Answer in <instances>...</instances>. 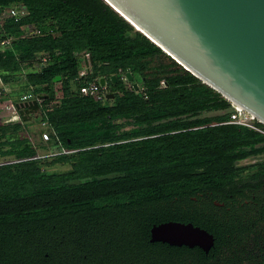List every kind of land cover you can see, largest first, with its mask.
Here are the masks:
<instances>
[{
	"label": "trees",
	"instance_id": "trees-1",
	"mask_svg": "<svg viewBox=\"0 0 264 264\" xmlns=\"http://www.w3.org/2000/svg\"><path fill=\"white\" fill-rule=\"evenodd\" d=\"M6 6L26 13L0 18V40H10L0 45V76L13 86L24 74V91L49 95L41 140L60 150L41 156L22 135L29 120L1 121L0 264H236L231 204L213 199L232 192L246 168L236 162L264 151V134L224 123L230 102L105 0H0ZM83 51L94 71L79 78ZM126 71L141 80L137 90ZM111 74L113 98L79 93L85 80ZM55 163L70 168L46 171ZM168 220L207 229L214 245L206 253L151 242V226Z\"/></svg>",
	"mask_w": 264,
	"mask_h": 264
},
{
	"label": "water",
	"instance_id": "water-1",
	"mask_svg": "<svg viewBox=\"0 0 264 264\" xmlns=\"http://www.w3.org/2000/svg\"><path fill=\"white\" fill-rule=\"evenodd\" d=\"M105 1L187 71L264 124V0ZM125 76L137 90L132 73ZM110 80L115 83L116 74ZM99 82L104 85L105 76ZM114 95L109 92L106 98ZM48 97L40 92L17 101L21 119L40 115V101ZM150 241L208 252L214 236L192 222L168 220L151 226Z\"/></svg>",
	"mask_w": 264,
	"mask_h": 264
},
{
	"label": "flooded vegetation",
	"instance_id": "flooded-vegetation-1",
	"mask_svg": "<svg viewBox=\"0 0 264 264\" xmlns=\"http://www.w3.org/2000/svg\"><path fill=\"white\" fill-rule=\"evenodd\" d=\"M105 80L110 79L105 76ZM249 157L251 162L240 163ZM247 158L236 162L237 167L246 168L235 172L232 192L224 197L223 191L222 200L213 199V203L221 208L231 204L227 209L232 210L237 232L227 245L235 263L264 264V151Z\"/></svg>",
	"mask_w": 264,
	"mask_h": 264
},
{
	"label": "built area",
	"instance_id": "built-area-1",
	"mask_svg": "<svg viewBox=\"0 0 264 264\" xmlns=\"http://www.w3.org/2000/svg\"><path fill=\"white\" fill-rule=\"evenodd\" d=\"M25 8L20 9L18 6H6L0 8V18H4L7 16H17L19 14H25ZM27 33L31 34H38L40 31L38 29L28 30ZM10 44V40L5 38L0 40L1 46H7ZM82 58V66L79 71L78 77H87L89 76L90 72H92L91 66L93 64L90 63L91 55L88 51H83L81 54ZM41 61L46 60V56L42 55L39 58ZM8 86L4 83L2 77L0 76V95L3 94L7 90ZM112 92L111 86L108 83L101 85L99 82V76L96 78L91 77L88 80H85L83 83L79 84V93L84 96L92 97L97 101H104L106 98V94ZM36 94L31 90H26L17 101H27L29 99L35 98ZM12 98H9L5 101L0 102V110H5L4 115L7 117L8 121H16L20 120L21 116L18 112V109L15 106L17 102ZM231 110L229 113V118L224 123H231L239 126H245L255 131H258L264 134V129L258 125L260 123L251 113L246 111L244 108L230 103ZM45 139L48 138V134L46 132L42 133ZM68 152V151H63ZM43 156V155H41Z\"/></svg>",
	"mask_w": 264,
	"mask_h": 264
},
{
	"label": "rangeland",
	"instance_id": "rangeland-1",
	"mask_svg": "<svg viewBox=\"0 0 264 264\" xmlns=\"http://www.w3.org/2000/svg\"><path fill=\"white\" fill-rule=\"evenodd\" d=\"M96 65V70L97 72L100 74L103 72L102 67L99 64H95ZM16 81L14 82V85L11 86V90L10 93H14V95L16 96V98H18L23 90H24V80H25V75L24 74H19L18 77L15 79ZM134 81L137 82V84L141 85V80L139 79V77H134ZM129 82V83H127ZM107 83L110 85L111 82L110 80H107ZM126 87H130V85H132L131 81H126ZM60 83H56L55 84V97H60L61 96V90H60ZM114 91H119L120 87L116 86L115 88H111ZM113 92V91H112ZM5 110H0V123L1 121L5 120L8 121L7 117L4 115ZM40 115H37L36 117H33L32 119H30V123L29 124H25L23 131H22V135L25 134H29L34 141L37 142V150L39 152V154L41 155H45L46 157H51L50 154H55V153H59L58 150H60L58 145L53 144L52 142L48 141V142H44L41 140V136L43 139H45L42 135L43 132H48L47 131V126H45L44 124L41 123L40 119H39ZM22 121H26V120H22ZM9 122V121H8ZM21 129V130H22ZM20 130V131H21ZM26 136V135H25ZM38 143H44L45 145L40 147L38 146ZM63 152V151H62ZM53 157V156H52ZM252 157H249L245 160L240 161V163H249L252 161L251 159ZM3 158H1L0 160H2ZM68 168H70V164L69 163H55L54 165H50L46 167V171H64L67 170Z\"/></svg>",
	"mask_w": 264,
	"mask_h": 264
},
{
	"label": "crops",
	"instance_id": "crops-1",
	"mask_svg": "<svg viewBox=\"0 0 264 264\" xmlns=\"http://www.w3.org/2000/svg\"><path fill=\"white\" fill-rule=\"evenodd\" d=\"M7 86H8V89L6 90V93L4 94V98H3V100H1V101H5V100H7V99H9V98H13L11 95H14V93H10L11 86H9V84H8ZM24 90H25V89H24ZM24 90H23L22 94L26 92V91H24ZM22 94H21V95H22ZM21 95H20V96H21ZM14 96H15V95H14ZM20 96H19V97H20ZM19 97H18V98H19ZM1 101H0V102H1ZM40 102H41V101H40ZM33 117H35V116H32V118H33ZM42 124H43V123H42Z\"/></svg>",
	"mask_w": 264,
	"mask_h": 264
},
{
	"label": "bare ground",
	"instance_id": "bare-ground-1",
	"mask_svg": "<svg viewBox=\"0 0 264 264\" xmlns=\"http://www.w3.org/2000/svg\"><path fill=\"white\" fill-rule=\"evenodd\" d=\"M138 28V27H137Z\"/></svg>",
	"mask_w": 264,
	"mask_h": 264
}]
</instances>
